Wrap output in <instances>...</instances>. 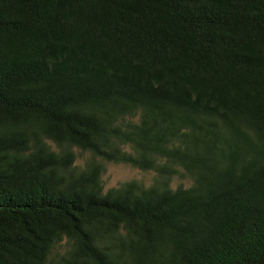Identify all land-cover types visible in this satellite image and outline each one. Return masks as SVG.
<instances>
[{
    "label": "trees",
    "instance_id": "16d2710c",
    "mask_svg": "<svg viewBox=\"0 0 264 264\" xmlns=\"http://www.w3.org/2000/svg\"><path fill=\"white\" fill-rule=\"evenodd\" d=\"M0 264H264V0H0Z\"/></svg>",
    "mask_w": 264,
    "mask_h": 264
},
{
    "label": "rangeland",
    "instance_id": "374dc122",
    "mask_svg": "<svg viewBox=\"0 0 264 264\" xmlns=\"http://www.w3.org/2000/svg\"><path fill=\"white\" fill-rule=\"evenodd\" d=\"M77 152L79 153V163H85V161L90 157L89 153L81 155V151L78 150ZM105 166L106 172L103 175V183L106 191L116 188L125 182L134 180L143 182L147 186H150L154 183L156 178V174L154 172H144L123 164L105 163ZM180 186L188 188L191 186V182L179 177L174 178L173 188H178Z\"/></svg>",
    "mask_w": 264,
    "mask_h": 264
}]
</instances>
